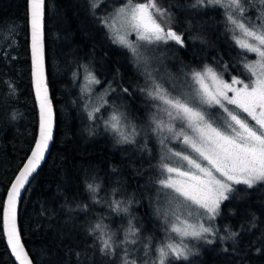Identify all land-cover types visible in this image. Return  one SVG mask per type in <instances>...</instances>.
<instances>
[{
  "label": "trees",
  "instance_id": "1",
  "mask_svg": "<svg viewBox=\"0 0 264 264\" xmlns=\"http://www.w3.org/2000/svg\"><path fill=\"white\" fill-rule=\"evenodd\" d=\"M45 2L55 137L18 213L22 239L34 264H123L125 256L135 264H158L157 249L171 242H182L190 254L187 260L170 255L165 264H264V183L238 184L229 193L214 220V234L192 238L189 246L188 238L172 232L159 210L165 197L159 181L165 178L168 159L160 141H164L162 129L157 127L158 100L147 94L154 85L142 69L144 64L114 40L92 0ZM155 3L171 13L170 26L183 35V46L174 41L172 45L189 75L205 66L225 81L249 74L245 65L255 54L237 43L225 7L207 0L203 5L197 0ZM90 76L100 81L90 95L108 86L117 101L112 109L117 113L128 109L127 120L138 123L142 115L154 117L146 128L147 141L129 136L131 142H124L111 128V117L117 113L109 116V105L95 111L96 104L84 91ZM38 127L29 0H0V264H17L4 234V202L34 146ZM88 185L98 190L93 192ZM113 201H121L127 212L114 211ZM97 223L106 228L93 231ZM130 224L137 231L128 240L135 243L125 240ZM112 230L114 251L109 252L103 242Z\"/></svg>",
  "mask_w": 264,
  "mask_h": 264
},
{
  "label": "snow or ice",
  "instance_id": "2",
  "mask_svg": "<svg viewBox=\"0 0 264 264\" xmlns=\"http://www.w3.org/2000/svg\"><path fill=\"white\" fill-rule=\"evenodd\" d=\"M207 2L231 8L240 14L244 12L241 0H227V3L224 0H207ZM204 3L205 0H197V4L203 5ZM128 4V8L118 9L117 15L127 17L128 23L137 31L140 40L149 43L174 41L180 46L184 45L183 35L174 31L169 24L171 13L167 9L158 7L155 0L135 5H132L131 0H128ZM30 5L32 59L36 94L39 97L41 112L40 133L35 148L31 152V157L28 158L27 163L15 178L11 191L8 192V208L5 213L7 242L11 245L12 252L20 264H32V261L20 241L16 226V203L20 196V190L44 158L48 143L52 139L53 123L51 100L47 95V85L43 74L44 0H30ZM152 10L159 14L164 23L157 21ZM227 19L235 28L240 29L246 38L255 42L242 39L237 41L239 46L256 53L260 59L245 65L251 74L250 83H245L237 78H233L231 83L224 81L208 66H205L202 71L191 73L192 79L199 85L196 93L198 103L209 107L219 106L227 113L223 130L213 125L205 111L193 106V103L187 100L170 97L166 90L154 81V90L147 93L153 99L161 101L174 110L175 117L187 122V126L196 134V138L181 133L184 136V143L198 157L207 161L210 166L203 167L196 159L184 155L181 158L187 161L190 170L183 171L180 168L165 165L166 171L169 174L175 173L177 178L169 176L168 179L161 180L159 183L164 188L171 189L175 194V199L183 198L181 202H188L187 206L195 205L197 208L203 209L209 219H213L218 214L221 202L228 199L226 193L233 190L232 185L244 184L252 187L256 183H264V24L260 29L249 27L231 13L227 15ZM105 24L110 28L114 26V22L109 24L105 21ZM118 39L121 44L128 46L133 53H136V48L124 36H119ZM91 80L99 83L95 77H91ZM236 85L241 86L236 87ZM123 91L127 92L128 89H123ZM226 105H232L234 108L230 110ZM236 110L246 114V118L242 119ZM95 111H99V109H95ZM174 113L167 111L169 117H173ZM89 117L92 118L91 112ZM247 118H251L255 123L250 125ZM157 127L163 129V124H158ZM111 128L120 135L124 142H131L129 136L120 131L119 116L111 117ZM168 130H172L170 125ZM175 155L181 156V153H175ZM214 173H218L219 177ZM88 187L93 192L98 190V186L88 185ZM121 203V201H113L114 211L127 212V207L121 209ZM182 223L185 225L183 228L173 226L171 231L182 237L197 239L205 238V233H213L211 227H205L203 224H190L187 220ZM104 228H106L105 225L97 223L92 230L102 231ZM136 231L130 224L125 237L126 242L135 243V240H128V237L134 236ZM110 240V236L104 240L103 249L112 252L114 249L111 247ZM208 242L211 243L210 240ZM157 251L159 253L158 264H165L170 255L177 260L181 258L187 260L190 254V250L186 246L172 243L161 246ZM123 264H135V261H129L125 256ZM153 264H157V262H153Z\"/></svg>",
  "mask_w": 264,
  "mask_h": 264
},
{
  "label": "rangeland",
  "instance_id": "3",
  "mask_svg": "<svg viewBox=\"0 0 264 264\" xmlns=\"http://www.w3.org/2000/svg\"><path fill=\"white\" fill-rule=\"evenodd\" d=\"M97 9L100 10L101 14L103 13L102 22L104 25L105 21L109 24H113L112 28L108 27L110 30L114 40L131 50L128 46L121 44L119 42L118 37L124 36L125 39L136 48V53H134L137 57V60L144 64L143 71L146 73L147 78L153 83V81L162 86L164 90L168 93L170 97L179 98L181 100H187L190 103H193V106L199 107L202 111H205L209 120L213 122L215 127L221 128L222 130L225 127V120L227 119V113L223 111L219 106H207L200 105L198 103L197 98V90L199 89V85L195 83L192 77L189 75V70L179 57V54L175 51L172 43L173 41L164 42H154L149 43L147 41H143L139 39L137 31L134 30L131 25L128 23V19L124 15H117V10L120 8H128V0H92ZM148 1H135L131 0V4L135 5L137 3H146ZM227 3V0H224ZM241 3L244 7L243 14H240L238 11H234L231 8H226L228 14L231 13L238 20L243 21L249 27H255L256 29H260L261 25L264 24V0H241ZM222 6V5H221ZM154 15V14H153ZM155 17V15H154ZM156 18V17H155ZM157 19V18H156ZM158 22H160L157 19ZM236 32V41L242 39H248L249 42L255 43L251 41L249 38H246L240 29L235 28L232 25ZM246 50V49H245ZM133 52V51H132ZM250 52V51H249ZM254 59L250 60L246 64L254 63L259 60V56L256 53ZM251 74H247L244 79L238 78L245 83H250ZM90 76L85 78L84 83V91L89 94L98 90L99 83H95L91 80ZM177 78V79H176ZM96 80H98L95 77ZM225 81V80H224ZM232 81V80H231ZM231 81H227L231 83ZM210 83V82H209ZM241 85H236V87H240ZM108 87V86H107ZM95 93L91 96L90 100L92 103L96 104V108H102L103 106H110L109 116L113 113H117L112 108L115 109L114 105L115 98H113L112 89L107 88ZM232 95V93H229ZM103 107V108H104ZM230 110L234 108L232 105H226ZM173 111L169 106L164 105L161 101L158 100L157 105V117L159 120V124H163L162 134L163 138H160V141L164 143L165 150L164 154L166 156L165 165L173 168H180L183 171H189L190 166L187 161L183 160L181 157L184 155L190 156L193 159H196L199 163L202 164L203 167H210L207 161H204L202 158L198 157V155L192 151V149L184 143V136L188 135L190 137L196 138V134L187 126V122L182 120L179 117H175V113L173 117H169L167 115V111ZM156 110V107H155ZM237 114L241 116V118H246V114L240 113L239 110H236ZM120 117V131H122L121 126L124 129V134L130 136V139L133 138V141L138 138H142L144 141L149 139L146 134V128L151 122L154 120L153 118H148L146 115H142L139 120V124L132 119L127 120L130 115L128 109L126 111L119 110V113L115 114ZM152 120V121H153ZM250 125H253L255 122L251 120V118H247ZM158 125V124H157ZM169 125L171 126V131L168 130ZM128 129V130H127ZM138 131L137 133H134ZM161 145V143L157 142ZM175 153H181V156L175 155ZM219 177L218 173H214ZM164 180L168 179L169 176L172 178H177L175 173L169 174L166 170L164 173ZM237 185H232L233 189ZM230 192L226 193L228 196ZM175 194L171 189L165 188V197L162 205H160L159 210L163 212V216L167 218V222L170 227L173 226L183 228L185 225L182 221L187 220L190 224H203L205 227H211L213 230L215 228L216 216L213 219L208 218V214L205 213L203 209L197 208L195 205L187 206L188 202L182 203L183 198L175 199ZM224 201V200H223ZM222 201V202H223ZM221 202V203H222ZM221 205V204H220ZM191 213V215H189ZM113 217V216H112ZM112 223V218H111ZM111 226V225H110ZM109 226V227H110ZM114 230L112 233L109 231L108 235H106L105 240L108 237H112L114 235ZM209 234L205 233L204 235ZM188 238L186 240L187 244L192 240L193 237H184ZM198 240V239H196ZM175 245L185 246L182 242H171ZM190 246V243L188 244ZM112 246V245H111Z\"/></svg>",
  "mask_w": 264,
  "mask_h": 264
},
{
  "label": "water",
  "instance_id": "4",
  "mask_svg": "<svg viewBox=\"0 0 264 264\" xmlns=\"http://www.w3.org/2000/svg\"><path fill=\"white\" fill-rule=\"evenodd\" d=\"M30 8H31V5H30V0H29V27H30V53H31V62H32V84H33V89H34V94H35V97H36V102H37V106H38V112H39V127H38V133H37V138H36V141L34 143V146L32 148V150H34L35 148V144L37 142V140L39 139V133H40V123H41V112H40V101H39V97L37 96L36 94V81H35V75H34V66H33V59H32V41H31V25H30ZM45 14H46V2L44 0V13H43V74H44V81L47 85V95H48V98L51 100V107H52V139L49 141L48 143V147L44 153V158L43 160L40 161L39 165L37 166L36 168V171L32 173V175L28 178V181L27 183L24 185V187L20 190V196H19V199L17 200V203H16V226H17V229L19 231V235H20V241L21 243L23 244L24 246V249L25 251L28 253L26 247H25V244L23 242V239H22V235H21V231H20V228H19V221H18V213H19V206H20V203H21V200L24 196V193L28 187V185L30 184V182L32 181V179L35 177V175L37 174V172L39 171V169L41 168V166L43 165V163L45 162V160L47 159L48 155H49V152L51 150V146H52V143H53V140H54V137H55V128H56V115H55V108H54V104H53V101H52V97H51V92H50V87H49V83H48V76H47V62H46V42H45ZM32 150L30 151L28 157L26 158V160L24 161L23 165L21 166L20 170L18 171V173L16 174V176L14 177L8 191H7V194H6V198H5V202H4V209H3V228H4V234H5V238H6V242H7V234H6V230H5V213L7 212V208H8V200H7V195H8V192L11 191V186L13 183H15V178L19 175V172L22 170L23 166L27 163V160L28 158L31 157V152ZM7 245L14 257V259L16 260L17 264H20L19 260H17L15 254L12 252V247L10 244H8L7 242ZM28 256H29V259L32 261V264H34L31 256L29 255L28 253Z\"/></svg>",
  "mask_w": 264,
  "mask_h": 264
}]
</instances>
